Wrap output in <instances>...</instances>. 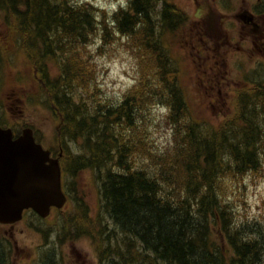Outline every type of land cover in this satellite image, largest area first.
<instances>
[{
	"label": "trees",
	"instance_id": "16d2710c",
	"mask_svg": "<svg viewBox=\"0 0 264 264\" xmlns=\"http://www.w3.org/2000/svg\"><path fill=\"white\" fill-rule=\"evenodd\" d=\"M156 5L130 0L115 15L140 72L137 84L114 104L95 97V70L85 51L100 23L94 7L73 0H0L15 18L17 42L41 84L40 102L58 118L59 142L79 143L83 150L65 155L64 173L91 169L99 183L101 209L113 226L97 240L100 261L264 264V229L245 221L236 225L226 195L231 182L264 168V81L246 78L250 84L236 90V113L218 127L198 119L160 38L177 30L183 12L164 3L157 15ZM256 13L264 14V0ZM157 104L168 108L171 146L165 150L149 136L147 114ZM0 124L7 126L1 118Z\"/></svg>",
	"mask_w": 264,
	"mask_h": 264
},
{
	"label": "rangeland",
	"instance_id": "374dc122",
	"mask_svg": "<svg viewBox=\"0 0 264 264\" xmlns=\"http://www.w3.org/2000/svg\"><path fill=\"white\" fill-rule=\"evenodd\" d=\"M156 2L157 15L164 3L183 12L184 22L177 30L160 38L177 65L180 83L198 119L206 118L211 126L219 125L236 113L237 89H245L250 84L248 80L264 81V14L251 13L256 12L259 0ZM73 3L90 4L97 10L100 23L85 47L95 70V97L118 104L137 84L140 72L139 58L129 37L119 31L114 21L120 9L129 7L130 0ZM251 14L253 19L245 21L244 15ZM13 18L0 8V118L18 133L26 127L33 128L46 148L61 153L64 163L66 154L75 156L83 150L79 143L59 142L58 118L40 102L41 84L34 77L22 42H17ZM55 63L52 60L49 64L52 76L58 74ZM167 114L165 104H157L147 114L149 136L159 150L171 146ZM243 175L239 183L229 184L232 186L226 194L237 215L235 224L245 221L253 228L264 229V168ZM64 181L69 200L62 209L53 210L46 218L27 213L13 229L0 224L2 243L8 242L4 237L11 242L8 253L0 254V264H104L97 240L105 239L113 226L102 212L95 174L91 169L73 176L64 173Z\"/></svg>",
	"mask_w": 264,
	"mask_h": 264
},
{
	"label": "water",
	"instance_id": "95a60500",
	"mask_svg": "<svg viewBox=\"0 0 264 264\" xmlns=\"http://www.w3.org/2000/svg\"><path fill=\"white\" fill-rule=\"evenodd\" d=\"M61 178L59 159L36 142L31 127L14 138L11 128L0 126V223L13 224L28 209L46 218L52 207L62 208L67 198Z\"/></svg>",
	"mask_w": 264,
	"mask_h": 264
},
{
	"label": "flooded vegetation",
	"instance_id": "af4514ba",
	"mask_svg": "<svg viewBox=\"0 0 264 264\" xmlns=\"http://www.w3.org/2000/svg\"><path fill=\"white\" fill-rule=\"evenodd\" d=\"M176 7V6H175ZM176 9V8H175ZM178 10V9H177ZM253 12V11H252ZM254 13V12H253ZM257 18H255V20H256ZM1 125V124H0ZM20 135V133H17V132H15L14 131V138H16V137H18ZM35 136V139H36V141L37 142H39V143H41V141H39V139L36 137V135H34ZM47 149H49V148H47ZM50 151H51V157L52 158H58L59 159V161H60V163H61V165H63V163H62V155H61V153H59V154H56V152L53 150V149H49ZM1 225H5L6 227H9V228H11V229H13L15 226H16V224L17 223H15V224H2V223H0ZM3 237H1L0 238V240L2 239ZM6 240H8V242H7V244L6 245H4L3 243H2V240L0 241V254H3V253H8V251H7V245H8V243H11L10 242V239L9 238H6V237H4ZM14 243H15V241H14ZM15 247H16V244H15ZM2 262H5V259H2L1 260Z\"/></svg>",
	"mask_w": 264,
	"mask_h": 264
}]
</instances>
